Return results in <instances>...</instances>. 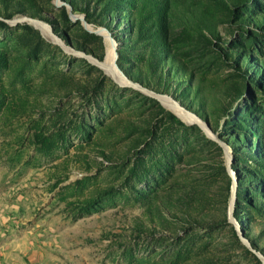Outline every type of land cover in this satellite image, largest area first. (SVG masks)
Instances as JSON below:
<instances>
[{"label": "rangeland", "instance_id": "374dc122", "mask_svg": "<svg viewBox=\"0 0 264 264\" xmlns=\"http://www.w3.org/2000/svg\"><path fill=\"white\" fill-rule=\"evenodd\" d=\"M0 264H264V0H0Z\"/></svg>", "mask_w": 264, "mask_h": 264}, {"label": "bare ground", "instance_id": "6f19581e", "mask_svg": "<svg viewBox=\"0 0 264 264\" xmlns=\"http://www.w3.org/2000/svg\"><path fill=\"white\" fill-rule=\"evenodd\" d=\"M32 23V22H31ZM34 26H35V28L36 29H38V30H40L45 36H49V31L42 25V24H40V23H37V22H33L32 23ZM107 55H108V59L106 60V62H105V65H104V68H105V70H106V72L107 73H111L112 72V75H113V77L115 78V79H117L118 77L116 76V74L114 73V71H113V68H112V62H110V61H112L111 60V57H112V50H111V48L108 46V48H107ZM120 77V76H119ZM162 102H165V103H171V102H169V101H166V100H164V99H162ZM176 106V105H175ZM173 109H174V111L184 120V121H186V122H189V123H193L194 122V120H192V119H189L188 118V115L184 112V111H180V110H178L177 109V107H172Z\"/></svg>", "mask_w": 264, "mask_h": 264}, {"label": "water", "instance_id": "95a60500", "mask_svg": "<svg viewBox=\"0 0 264 264\" xmlns=\"http://www.w3.org/2000/svg\"><path fill=\"white\" fill-rule=\"evenodd\" d=\"M152 96H153V98H155V99H157V100L160 101L159 97H157V96H155V95H152ZM234 193H235V187H234V190H233V194H232V196H234ZM230 211H232V207L230 208Z\"/></svg>", "mask_w": 264, "mask_h": 264}]
</instances>
